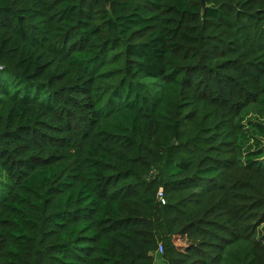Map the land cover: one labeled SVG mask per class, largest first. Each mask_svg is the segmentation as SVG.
Listing matches in <instances>:
<instances>
[{
	"label": "trees",
	"instance_id": "obj_1",
	"mask_svg": "<svg viewBox=\"0 0 264 264\" xmlns=\"http://www.w3.org/2000/svg\"><path fill=\"white\" fill-rule=\"evenodd\" d=\"M205 4L0 0V264H264V0Z\"/></svg>",
	"mask_w": 264,
	"mask_h": 264
},
{
	"label": "rangeland",
	"instance_id": "obj_2",
	"mask_svg": "<svg viewBox=\"0 0 264 264\" xmlns=\"http://www.w3.org/2000/svg\"><path fill=\"white\" fill-rule=\"evenodd\" d=\"M258 138H259L260 143H261L260 145H262V147H260V148L263 149V148H264V136L259 135ZM262 158H264V155L262 156ZM187 241H189V240H186V242H187ZM176 242H177V243H182V242H184V240H181V239H178V240H177V239H176ZM161 253H162V252H160L159 255H158V254L155 255V257H156V258H155V259H156V262H160V261H161V257H160V254H161Z\"/></svg>",
	"mask_w": 264,
	"mask_h": 264
},
{
	"label": "built area",
	"instance_id": "obj_3",
	"mask_svg": "<svg viewBox=\"0 0 264 264\" xmlns=\"http://www.w3.org/2000/svg\"><path fill=\"white\" fill-rule=\"evenodd\" d=\"M158 197L162 203H165L164 194L162 192L158 193ZM159 252H163V246L162 245L159 246Z\"/></svg>",
	"mask_w": 264,
	"mask_h": 264
},
{
	"label": "water",
	"instance_id": "obj_4",
	"mask_svg": "<svg viewBox=\"0 0 264 264\" xmlns=\"http://www.w3.org/2000/svg\"><path fill=\"white\" fill-rule=\"evenodd\" d=\"M203 1V5L205 6L206 4H205V0H202ZM0 67H1V63H0Z\"/></svg>",
	"mask_w": 264,
	"mask_h": 264
}]
</instances>
